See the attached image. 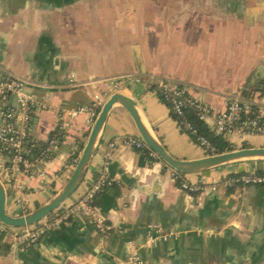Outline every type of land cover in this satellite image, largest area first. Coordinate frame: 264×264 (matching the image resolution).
Segmentation results:
<instances>
[{"label":"crops","instance_id":"0c3cea01","mask_svg":"<svg viewBox=\"0 0 264 264\" xmlns=\"http://www.w3.org/2000/svg\"><path fill=\"white\" fill-rule=\"evenodd\" d=\"M8 75L26 78L37 99L26 119L33 161L61 122L68 124L59 151L34 161L11 184L4 181L6 211L21 216L16 186H23L32 211L63 188L73 172L66 168L73 147L84 148L91 130L88 109L97 96L113 94L114 78L130 76L121 93L180 159L210 153L178 124L156 88L161 79L188 85L217 111L240 96L264 117V0H0V81ZM8 109L21 125L24 114L11 94L0 101V126ZM128 137L142 138L128 110L115 103L85 180L64 202L74 203L108 166L114 182L97 205L114 225L109 235L79 215L24 246L12 235L16 228L0 221V264H118L132 249L141 264H264V185L186 192L163 159L125 144ZM223 138L235 149L264 147V134ZM258 170L264 158L183 177L219 182Z\"/></svg>","mask_w":264,"mask_h":264},{"label":"built area","instance_id":"2783aa9c","mask_svg":"<svg viewBox=\"0 0 264 264\" xmlns=\"http://www.w3.org/2000/svg\"><path fill=\"white\" fill-rule=\"evenodd\" d=\"M129 79V75L114 78L111 81V93L121 92ZM156 88L162 99L169 105L180 127L195 136L198 143L210 155L220 153V151L208 137L199 132V129L190 120L188 116L189 109H194L198 118L205 122L216 135L232 137L239 133L245 135L264 134V117L251 101L240 96L230 97L226 109L217 111L210 105L200 101L192 94L188 85L178 80L163 78L157 83ZM11 94L18 99L19 113L22 112L24 116L21 119L23 121L22 124L19 125L15 111L8 109L4 112V123L0 126V175L2 180L7 181L8 184L12 183L17 173L30 172L34 161H40L59 151L64 131L68 125L67 122H61L48 143L36 153L33 161L34 145L27 144L29 132L26 119L27 114L37 105V99L33 93L27 90V79L18 75H8L0 81V101H5ZM105 102L106 98L99 95L89 107L91 128ZM72 114L75 115L77 112H72ZM125 144L138 148H148L151 156L160 158L143 138L128 137L125 139ZM112 146H115V143ZM230 146L232 150L235 149L234 144H230ZM82 150L83 148L79 151L78 146L73 147V161L66 164L68 171L72 172L75 169ZM171 174L175 180H179L181 189L190 193L216 192L221 187L237 188L240 186L264 185V174L255 171L229 175L219 182L205 179L192 182L185 179L181 172L172 167ZM113 182L114 179L110 176L109 168L106 166L99 178L74 203H63L54 211L53 216L45 217L38 223L15 227L16 230L12 233L13 237L24 246L36 244L48 230L57 228L79 215L88 217L97 231L104 235H109L114 225L100 212L97 205V197L100 192L111 186ZM16 188L20 192L19 202L23 211L22 215H27L32 211L31 200L25 190H23V186H16ZM118 264H141L137 250L132 249L126 259H118Z\"/></svg>","mask_w":264,"mask_h":264},{"label":"water","instance_id":"95a60500","mask_svg":"<svg viewBox=\"0 0 264 264\" xmlns=\"http://www.w3.org/2000/svg\"><path fill=\"white\" fill-rule=\"evenodd\" d=\"M115 103H120L124 106L137 126L140 135L147 145L154 150L161 159H163L170 167L181 173H195L208 170L210 168L229 163L232 161L264 158V147H244L229 151L211 154L194 160L180 159L170 154L162 143L149 131L143 123L136 108V102L129 96L121 93H113L103 105L99 112L87 139V142L82 150L79 161L73 170L70 178L67 180L63 188L46 204L36 208L27 215L12 216L6 211L7 190L0 175V221L12 227H23L40 222L45 217H48L52 212L59 208L68 198H70L81 186L93 156L96 151L97 143L100 139V134L106 122L107 116Z\"/></svg>","mask_w":264,"mask_h":264},{"label":"trees","instance_id":"16d2710c","mask_svg":"<svg viewBox=\"0 0 264 264\" xmlns=\"http://www.w3.org/2000/svg\"><path fill=\"white\" fill-rule=\"evenodd\" d=\"M188 116L190 118V120L194 123V125L199 129V132L208 137L210 139V141L213 143V145H215L218 150L220 152H224V151H228V150H232L230 143L228 141H226L223 136L221 135H216L213 134L209 131V129L207 128L205 122L201 121L198 116L197 113L194 109H189L188 110ZM257 173L260 174H264V170H258L255 171ZM184 174V173H182ZM55 212H52L49 217L53 216Z\"/></svg>","mask_w":264,"mask_h":264}]
</instances>
